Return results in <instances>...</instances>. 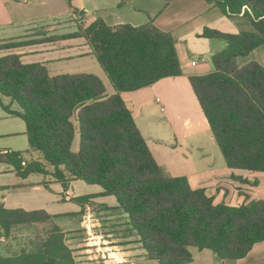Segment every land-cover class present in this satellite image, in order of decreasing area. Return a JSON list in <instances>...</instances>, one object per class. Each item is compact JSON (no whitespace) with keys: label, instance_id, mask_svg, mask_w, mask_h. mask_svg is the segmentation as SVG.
Here are the masks:
<instances>
[{"label":"trees","instance_id":"trees-1","mask_svg":"<svg viewBox=\"0 0 264 264\" xmlns=\"http://www.w3.org/2000/svg\"><path fill=\"white\" fill-rule=\"evenodd\" d=\"M126 0H119V5ZM228 16L248 18L253 31L224 32L204 27L201 36L226 42L211 56L213 70L188 77L227 167L264 172V66L245 56L264 44V0H205ZM30 39L0 41V107L25 124L28 150L41 158H23L19 151L0 150V163L20 178L42 174L64 190L82 180L102 188L74 197L80 211L94 197L113 196L127 217L123 237L135 235L146 259L159 264H187L193 250L208 249L228 263L247 256L264 241V199L238 206L214 203L204 188H192L186 176H170L157 163L132 111L121 97L165 77L182 74L175 40L150 24L114 26L101 18L75 32L42 33ZM82 37L108 77L114 93L107 95L93 73L50 75L45 64L25 63L15 48ZM2 96L16 103L11 110ZM78 133V147L72 145ZM44 209L6 208L0 203V240L16 226L48 223L20 249L4 253L0 264H77L66 232ZM128 243V242H127Z\"/></svg>","mask_w":264,"mask_h":264},{"label":"crops","instance_id":"crops-1","mask_svg":"<svg viewBox=\"0 0 264 264\" xmlns=\"http://www.w3.org/2000/svg\"><path fill=\"white\" fill-rule=\"evenodd\" d=\"M73 1L77 2V6H73L72 0H0V41L38 38L42 36V33H46V36L71 33L75 32L79 25L86 27L98 17L111 26L124 23L133 26L150 24L156 30L169 33L175 40L182 74L162 78L150 86L135 91L121 93L155 160L168 175L186 176L192 188H204L206 193L213 197L214 203L238 206L250 200L252 192H259L257 196L261 197L258 199H264V172L253 173L232 169L227 167L225 162L215 161L216 154L212 145H215L217 150L218 148L188 81L191 75L210 73L213 66L210 64L209 57L223 50L227 45L226 42L222 44L215 42V39L201 36L203 28L210 27L237 33L236 29H223L220 26L232 17L243 16L240 14L228 17L214 3L205 0H126L121 5L119 0ZM63 3H66L68 13L72 15V22L60 20L57 17ZM35 20H43V23L36 26L33 23ZM67 25L70 31L56 33L59 28ZM15 26L17 28H13ZM14 29H20L19 35H13L17 34ZM9 52L20 54L25 63L45 64L50 75L63 74L64 69L68 67L65 65H68L70 61H77L75 66L79 68L78 73H93L102 80L104 86L106 85L107 76L91 53V47L82 37L23 46ZM85 59H90V67L87 65L88 62H84ZM235 60L239 66L250 61H256L264 66V44L245 56L236 57ZM105 93L107 95L114 93L113 87L109 91L105 88ZM151 99L159 106V110L167 115L162 116L161 122L151 121L150 116H147V120L145 119L146 116L143 113L146 112L147 103ZM2 101L4 104H9L11 110H19L18 105L11 103L8 97L2 96ZM182 101L189 102L190 106L183 104ZM177 105L178 109L174 108ZM5 114L12 115L6 111ZM137 118L143 120L144 131L139 127ZM0 150L15 151L11 148ZM30 157H33L31 153ZM192 161L197 165L196 174L176 171L179 165H187ZM35 175L42 174H30L26 178H20L12 166L0 168V203H3L6 208L44 209L53 216H60L54 219L58 225L63 227L70 224V222L62 223L63 216L65 218V214L78 212L82 207L71 206L69 211H62L61 204L69 203L74 197L82 196L77 195L71 188L74 181H71L68 188L64 190L59 183L50 180L48 176L33 178ZM101 191L102 188L84 195L97 194ZM60 194L62 196H59ZM104 197L106 196L90 199L84 204L83 214L91 204L98 205L104 211L106 210L101 206L115 207L117 205V202L116 204L106 203L101 199ZM63 230L67 232L71 229ZM69 235L67 233L66 238ZM125 240L129 242V238ZM66 242H69L68 239ZM0 248L8 254L16 250L9 237L0 240ZM205 250L208 249L199 251V255L206 253ZM194 252L191 263L195 261ZM207 255L216 257L214 254ZM123 260L126 261V259ZM220 261L222 264H228L224 260ZM104 263L107 261L105 260Z\"/></svg>","mask_w":264,"mask_h":264},{"label":"rangeland","instance_id":"rangeland-1","mask_svg":"<svg viewBox=\"0 0 264 264\" xmlns=\"http://www.w3.org/2000/svg\"><path fill=\"white\" fill-rule=\"evenodd\" d=\"M73 6H77V2L72 0ZM68 7H66V3L59 8L57 16L60 20H69L72 22V15L68 13ZM5 22V21H3ZM33 23L38 26L42 21L35 20ZM32 23V24H33ZM5 27V26H4ZM221 28H230L236 29L238 31H253L252 26L250 25L248 18L246 17H232L222 23ZM3 28V27H2ZM13 28H17L16 26ZM69 26H64L58 29L56 33H63L70 31ZM17 31L19 35L21 32L20 29ZM215 42H221L222 44L224 41H219L215 39ZM93 58V57H92ZM90 59H85L84 62H88V67L91 66L89 63ZM210 64L211 57H209ZM96 62V61H95ZM77 61H70L68 63L67 68L64 69L65 72L62 73H78L79 68L75 66ZM213 66V65H212ZM91 69V68H88ZM106 91L112 89V86L106 77ZM183 104L190 106V103L187 101H182ZM130 105V104H129ZM178 105L174 108L178 109ZM144 112V111H143ZM169 113V112H168ZM144 116H150L151 121L154 122H161L163 119L162 116H167L165 112H161L159 110V106L153 102L151 99L150 102L147 103L146 112L143 113ZM142 114V116H143ZM2 116H11L9 118L2 117ZM137 123L139 127L144 131L143 120L137 118ZM146 133V132H145ZM212 145V149L215 151V161L224 163L222 155L219 151ZM78 147V133L75 132V137L72 145L73 151H76ZM11 148L15 151L21 152L25 159H30V153L27 152L28 150V143L27 137L25 134V125L24 122L17 117L16 115H6L5 111L0 107V149H8ZM177 150H175L176 152ZM35 158H41L39 152L31 153ZM197 155V152H195ZM5 164L0 163V168H4ZM178 168V169H177ZM176 171H183L187 174L197 173V165L194 164L192 161L187 165H179ZM200 171V170H199ZM43 177L42 175H35L33 178ZM45 177V176H44ZM6 179V176H5ZM71 188L75 191L77 195H84L87 193H93L101 189L99 185L96 184H87L82 180H74L72 183ZM259 192H252L250 200H256L261 196H257ZM2 194V193H1ZM59 196H62L61 194ZM108 204H116V199L113 196H106L101 198ZM63 210L62 211H69L71 206H80L75 200L70 201L69 203L61 204ZM125 215V214H124ZM119 211H104L98 205L91 204L90 208L80 216L76 215H66L65 218L63 216L62 223L70 222V224L60 225L62 229L70 228L68 244L71 246L73 250V254L76 258L77 264H159L156 261L148 260L144 257L142 249L140 245L136 241L126 242V237H123L124 228L126 225L127 217L124 216ZM48 226V223H38L33 224L31 226H16L12 230V233L9 236L10 241L14 244L16 250L20 249L24 246L29 238H32L36 231H44ZM32 232H30V231ZM129 240L136 239V236L128 237ZM16 245V246H15ZM131 248V249H130ZM195 251V261L193 263L187 264H222L220 259L217 257H211L213 254L210 250H205L206 253H202L199 255V251L197 249ZM204 252V251H203ZM200 256V257H199ZM122 259V260H121ZM123 259H126L123 260ZM105 260L107 263H104ZM228 264H264V241L256 244L252 250L247 254L244 260L234 261Z\"/></svg>","mask_w":264,"mask_h":264},{"label":"built area","instance_id":"built-area-1","mask_svg":"<svg viewBox=\"0 0 264 264\" xmlns=\"http://www.w3.org/2000/svg\"><path fill=\"white\" fill-rule=\"evenodd\" d=\"M192 64H195V62H192Z\"/></svg>","mask_w":264,"mask_h":264}]
</instances>
